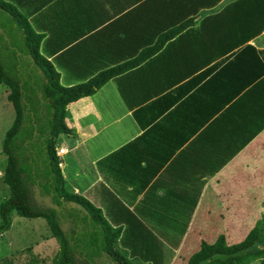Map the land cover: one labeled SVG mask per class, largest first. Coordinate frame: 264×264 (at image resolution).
Here are the masks:
<instances>
[{"label":"crops","instance_id":"1","mask_svg":"<svg viewBox=\"0 0 264 264\" xmlns=\"http://www.w3.org/2000/svg\"><path fill=\"white\" fill-rule=\"evenodd\" d=\"M4 1L58 53L68 86L174 32L70 103L60 142L66 189L106 207L133 251H173V264L263 219L264 0Z\"/></svg>","mask_w":264,"mask_h":264},{"label":"trees","instance_id":"2","mask_svg":"<svg viewBox=\"0 0 264 264\" xmlns=\"http://www.w3.org/2000/svg\"><path fill=\"white\" fill-rule=\"evenodd\" d=\"M173 34L162 35L132 60L102 69L85 83L68 86L60 83L61 73L52 64L58 53L47 50L43 35L16 8L0 0V85L6 88V100L13 109L12 124L1 143L6 161L2 182L8 194L0 201V239L11 229L13 215L40 218L58 244L50 264L172 262L173 251L165 257L155 249L144 254L133 251L134 245L125 241V229L106 207L69 192L55 149L63 136L71 134L66 124L70 103L92 96L110 79L157 54ZM36 188L50 197L57 211L37 205ZM70 202L84 211L72 208ZM256 260L264 264V217L238 244L229 245L222 234L210 243L202 241L185 264H250Z\"/></svg>","mask_w":264,"mask_h":264},{"label":"rangeland","instance_id":"3","mask_svg":"<svg viewBox=\"0 0 264 264\" xmlns=\"http://www.w3.org/2000/svg\"><path fill=\"white\" fill-rule=\"evenodd\" d=\"M61 70L63 69H59ZM6 93V88L0 85V201L8 194V189L2 182L6 161L1 152V143L13 121V109L6 100ZM251 228L242 229L237 236L229 239L228 244L242 242ZM57 251L58 244L50 235L43 219H25L13 215L11 229L0 239V264H50ZM187 259H177L173 264H185ZM250 264L260 262L256 260Z\"/></svg>","mask_w":264,"mask_h":264},{"label":"water","instance_id":"4","mask_svg":"<svg viewBox=\"0 0 264 264\" xmlns=\"http://www.w3.org/2000/svg\"><path fill=\"white\" fill-rule=\"evenodd\" d=\"M38 189H35V193H34V198L37 199L38 202H40L41 200H43V206L49 209H52L54 211L58 210V207L56 205H54L50 199V197L46 196V197H39L38 195ZM69 206H71L72 208L75 209H79L80 211H84V208L79 206L78 204L74 203V202H70Z\"/></svg>","mask_w":264,"mask_h":264},{"label":"clouds","instance_id":"5","mask_svg":"<svg viewBox=\"0 0 264 264\" xmlns=\"http://www.w3.org/2000/svg\"><path fill=\"white\" fill-rule=\"evenodd\" d=\"M58 147H61L62 148V145L60 144ZM62 149H64V148H62ZM65 151H64V153L60 156V157H58L57 155H56V150H55V155H56V157L59 159V164H58V166H59V168H61V163H62V157H63V155L65 154V152H66V149H64Z\"/></svg>","mask_w":264,"mask_h":264},{"label":"flooded vegetation","instance_id":"6","mask_svg":"<svg viewBox=\"0 0 264 264\" xmlns=\"http://www.w3.org/2000/svg\"><path fill=\"white\" fill-rule=\"evenodd\" d=\"M38 191H39V190H38ZM38 195H39L40 198H41V197H46L45 195L40 194V192H38ZM34 199H35V198H34ZM35 201H36L37 205H39V206H43V200H41L40 202H38L37 199H35ZM106 264H113V263H106Z\"/></svg>","mask_w":264,"mask_h":264},{"label":"built area","instance_id":"7","mask_svg":"<svg viewBox=\"0 0 264 264\" xmlns=\"http://www.w3.org/2000/svg\"><path fill=\"white\" fill-rule=\"evenodd\" d=\"M56 155L58 156V157H60L63 153H64V149H62L61 147H56Z\"/></svg>","mask_w":264,"mask_h":264}]
</instances>
